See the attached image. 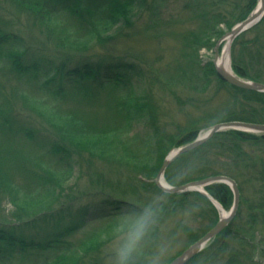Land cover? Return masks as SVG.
<instances>
[{"label":"rangeland","instance_id":"374dc122","mask_svg":"<svg viewBox=\"0 0 264 264\" xmlns=\"http://www.w3.org/2000/svg\"><path fill=\"white\" fill-rule=\"evenodd\" d=\"M54 1L62 2L61 0ZM243 2L244 0H240V3ZM205 4H199L197 9L200 12L205 11L209 3L207 2V6ZM28 5L30 6L27 8ZM257 5L258 0L248 16L255 11ZM80 7L84 10L82 11ZM213 7L209 5L207 12ZM193 9L194 5H191L189 0H68L67 3H63V8H56L54 17H57V21L60 23L57 26L55 23L51 24L44 16H37V7L32 6L31 0H0V30L7 32L8 39L10 32H17L22 36L24 45L29 50L27 56L22 57L21 62L24 65L32 63L38 70L34 76L32 71L18 73L10 67V62L7 59L9 58L8 54L0 56V113L2 112L4 121H8L7 129L4 131L5 125L0 120V147L5 148L8 155H16V157L25 156V151L30 149L27 152L34 159L42 163L48 161L51 165L50 168L53 169L52 172L62 173L61 171L65 170L64 165L51 151L54 147H58L53 143L55 140L54 130L50 128L53 135L51 142V138L43 130L35 133L36 129L41 128V125L45 126L44 124L50 122V118L41 117V114L50 115L48 111L41 108L46 102L51 108L56 106L59 111L61 110L60 113L71 114L74 111V114L80 118H87L100 130L118 131V129H123L122 126L125 127L124 134H120L123 137L120 139L128 144L130 150L137 149V153L130 151L131 155L139 156L138 160L133 161L135 164H132L126 159H122L118 152L111 153L106 144L103 145L106 146L105 154L96 153L90 147L100 143L99 140L85 139L78 141L79 144H74L78 147V150L74 149L75 163H72L75 164L76 169L72 174L63 175L57 179L63 181V185H59V187L65 189L66 196L77 197L74 205L70 206V210L79 211V213L83 210L84 216L83 218L81 216L69 217L65 222L66 225L70 226V224L85 220L87 208H90L95 200L100 201L106 195L113 199L132 201L138 206L154 200L158 193L155 192L152 184H155L160 162H163L164 158L173 150L183 146L179 145L180 135L179 137L176 135L181 129L192 123L203 129L200 132V135H203L208 130L205 125L210 120L209 114L220 116L226 111L227 107L225 109L224 107L229 104L226 88L216 81L214 75H208L209 68L207 66L208 63L214 61V48L217 42L229 32L223 23L218 25L220 36L211 40L212 43L214 42L213 46L199 51L201 64L204 65V68L207 66L205 74L202 73V78L200 76L196 78L200 81L199 83H194L191 86L177 85L173 89H165L163 86H153L150 89L148 84L150 78H153L152 72L155 73L156 78H161L163 77L162 72L173 73L180 66H186L180 58L181 35L187 30L197 31L199 24L196 14L199 10ZM223 14L224 11L221 13V17L216 19L223 20L225 18ZM262 18H264V11ZM18 25L19 28H17ZM86 25L91 26V34L82 31ZM260 30L259 28L251 33L252 29H248L243 32L242 40L245 43H243V53L246 57L249 54L253 55L256 51L255 46L252 48L253 50H249L248 45L253 42V39L259 37L257 47L260 42L264 41V30ZM225 45L226 41L220 44L219 56ZM5 51L9 52V49L6 47ZM4 57L7 58L4 59ZM82 60L84 62L90 60L112 62L116 69L123 62L129 64L131 72H136L131 73L130 89L132 92L122 86L119 91L114 92L110 91L108 87L102 89L94 84H84L87 94L83 95L84 91H82L80 96H76L72 93L71 84L67 85V88L57 85L56 89H52V86H45L46 80H61V76L54 70L64 66L63 62L67 64L68 70L73 71V68L80 66ZM114 76V80L118 79L116 75ZM101 79L102 77L97 80ZM120 80L123 79L119 78L116 81L121 84ZM201 80H210L209 88L208 81L207 86H204L203 83L206 82H201ZM123 82H127V80ZM148 91L155 96L154 103H158L157 127L173 137L172 141H165L155 157L152 154L151 146L152 131L148 127L146 116L133 119L124 111L118 112V99L123 93L127 94L126 105L131 108L137 105L135 104L137 97ZM127 122L129 123L127 124ZM45 127L47 129H43H49L47 126ZM26 130L33 132L34 141L31 144L26 142L23 133ZM65 146L67 147L66 144L62 145V147ZM8 149L11 150L8 152ZM1 153L0 149L2 157ZM33 158L31 159L34 160ZM214 164L221 167L220 162ZM50 168L47 167V169ZM17 173L19 175V171ZM182 174H186V172L182 170ZM254 193L253 188L245 186V198H250ZM23 200L25 201H10L0 188V221L5 222L13 219L11 214H14L16 208H19L22 213H30L37 207L38 199H35V196H29ZM178 203L179 205L175 204L176 212L172 216L162 219L163 231L159 233L161 236L172 237L175 245L167 264L188 248L189 237L181 226L191 228L200 234L201 230L210 225V218L213 216L209 207L200 202L196 191H191V195L186 196L183 200L181 198ZM192 205L196 207L200 205V211L198 208H192ZM232 205L231 202L229 208L224 209L222 206L221 208L225 213H228ZM169 207L172 208V206ZM203 209L206 214L201 216L200 212L202 213ZM216 210L219 219L222 215L221 210ZM90 219L89 216L86 218L89 222ZM92 222L87 224L86 230L91 229L88 228L90 226L98 225ZM104 233H106L104 235L111 234V231ZM104 235L96 243L101 245L100 251L103 250L107 253L109 240L103 241L102 239L106 238ZM216 236L209 243L213 242ZM258 240V245L255 243L253 246L250 243L253 247L248 246L246 250L254 258V261L264 264L263 248L261 249L264 247V239L259 237ZM91 246H89L90 249ZM233 246L236 247V244ZM203 264L208 263L204 262Z\"/></svg>","mask_w":264,"mask_h":264},{"label":"trees","instance_id":"16d2710c","mask_svg":"<svg viewBox=\"0 0 264 264\" xmlns=\"http://www.w3.org/2000/svg\"><path fill=\"white\" fill-rule=\"evenodd\" d=\"M61 1L53 3L52 0H31V3L32 6L37 7V16H44L51 24L55 23L58 26L60 23H58L57 17H54L56 16V8H63V3H67L68 0ZM207 2L210 7L214 6L208 9V12L207 7L209 5ZM189 3L194 5L193 10H199L197 9L199 4L204 5L206 3L205 5L208 6L205 11L200 12L199 10L196 14L199 24L197 31L187 30L186 33L184 32L181 35L180 58L186 66H180L173 73L170 71L162 72L163 77L161 78H156L155 73L152 72L151 76L153 78H150L151 80L148 82L150 89L153 86L173 89L177 85L191 86L194 83H199L200 81L196 78L199 76L202 78V73L205 74L208 66V75H214L216 81L226 88L229 104L224 107V109L227 107L224 114L220 116L209 114L208 118L210 120L205 128L229 121L264 124V93L243 90L229 85L216 76L212 62L204 68L199 59V51L213 46L214 42L212 43L211 40L214 37L217 38L218 35L220 36L221 33L218 32L219 23H223L225 28L230 30L235 24L247 18L255 7L257 0H244L243 3H240V0H189ZM80 9L84 10L81 7ZM223 11L225 18L217 20L216 18L221 17ZM77 18L80 17L77 16ZM259 28L260 31L264 30V18L249 30L252 29V33L259 30ZM81 29L84 28L81 27ZM91 29V26L86 25L82 31L91 34ZM8 37L7 32L0 30V44L10 40ZM242 38L243 33L232 42V68L240 78L264 84V41L260 42L257 47L259 37L253 39V42H250L248 46L250 47L249 50H253L252 48L255 46L256 51L253 55L249 54L246 57L243 53L245 43ZM7 53L10 67L18 73L32 71L29 68L22 69L21 59L22 55L25 56V54L20 53L12 56L8 51ZM0 56H4L1 47ZM63 64L66 67L67 64L64 62ZM73 69V71L68 70V76L79 80H69V83L78 95H81L82 91H84L83 93L87 92L84 84H94L102 88L104 80H97L100 77H108L118 83L119 81L116 80L122 78L120 86L131 91V73H136L135 71L131 72L129 64L124 62L116 69L112 62H103V60L83 61L81 66L78 65ZM35 70L38 73L36 68ZM72 72L74 73L72 74ZM114 75L118 79L114 80ZM82 78L84 80H80ZM125 80L127 82H123ZM52 81L54 82V80ZM207 81L209 88L210 80H201V82H206L203 83L204 86H207ZM113 86L116 88V85L113 84ZM53 88L56 89L57 85ZM123 95L124 93L118 99V112L124 111L130 118L134 119L146 116L145 118H147L152 131V154L154 157L157 156L165 141H172L171 138L173 137L157 127L158 114L156 112H158V103H154L153 98L155 96L149 91L145 92L142 96L137 97L136 106L128 108L126 105L127 94ZM46 111L50 115H44V117L50 118L48 124L54 130L53 134H55L53 143L58 145L51 151L54 155L59 156L64 166L71 168L75 165L72 164L75 163L73 158L74 149L78 150V147L74 144H79L78 141L85 139L99 140L100 143L92 145L95 148L90 147L96 153L105 154L104 150L108 146L111 153L118 152L122 159H126L132 164H135L134 160H138L139 156L137 154H130V151L137 153V149L130 150L128 144L120 139L123 137L120 134H124L123 126V129H118V131H104L90 123V121L80 120L81 118L73 111L71 114L60 113L61 110L59 111L56 106H52L50 111ZM0 120L5 125V131L8 121H4L2 112L0 113ZM199 129V126L192 123L181 129V131L179 130L180 132L176 135L178 137L180 135L179 145L192 141ZM108 142L110 144H107ZM63 144H66L67 147H62ZM104 144L106 146H103ZM0 149L2 150L1 154H3L2 157L0 155V188L4 194L12 202H24L23 199L29 196H35V199H38L37 207L32 212L22 213L19 208H16L14 214H11L13 219L5 222L0 221V264H105L106 252L100 251L101 245L97 244L96 241L101 240L102 235L106 234L104 232L111 231L115 222V210L120 208L123 202L134 203L119 198L113 199L111 196L106 195L100 201L95 200L92 206L90 205V208H87L88 212L85 214V216L91 217L90 222L96 221L92 223L98 225L90 226L88 228L91 229L86 230L87 224L90 223L86 220L87 217L81 222L70 224V226L66 225L65 222L69 217L81 216L83 218L84 216L83 210L80 213L79 211L73 212V210H70V206L74 205L77 197L66 196L65 189L59 187V185H63V181L57 178L71 174L70 171L64 170L61 171L62 173L56 174L50 168L45 172L43 163L34 159L27 152L30 149L26 150L25 156L22 155L21 157L8 155L5 148L0 147ZM217 162H220L221 167L214 164ZM161 164L162 161L160 166ZM182 170L186 174H182ZM18 171L19 175H17ZM212 175H227L235 180L240 190L241 200L238 212L230 225L216 236L215 242L209 243L187 264H203L204 262L208 264H260L254 261L247 250H245V253L239 252L237 245L242 244L246 249L248 246L253 247L255 245L249 240L257 241L258 245V237L264 239V134H253L237 130L220 131L200 147L172 161L164 172L165 180L172 186H179ZM152 185L155 192L158 193L157 195H162L156 185L154 183ZM245 186H250L255 191L250 198L244 197ZM206 191L224 209L230 207L232 192L227 185L222 183L212 184L206 187ZM189 195H191V192L170 194L165 197L163 219L172 216L177 210L175 204L179 205L178 200L181 201V198L183 200ZM197 196L200 202L209 207L213 216L210 218V225L201 230L200 234H197L191 228L181 226L182 229L186 230V235L189 237L187 247L206 234L218 220V212L209 199L199 193H197ZM169 206H172V208ZM199 206L192 205V208H198L200 211L201 206ZM201 211V216L206 214L204 209ZM104 236L106 238L102 239L103 241H110L111 234ZM232 243L236 244V247ZM90 245H92L91 249Z\"/></svg>","mask_w":264,"mask_h":264},{"label":"water","instance_id":"95a60500","mask_svg":"<svg viewBox=\"0 0 264 264\" xmlns=\"http://www.w3.org/2000/svg\"><path fill=\"white\" fill-rule=\"evenodd\" d=\"M264 11V0H259V4L254 12H252L245 20L241 21L237 25H235L227 34H225L216 44L214 48L215 52V58L213 61V66L215 69V72L217 76L223 80L224 82L228 83L231 86H235L237 88L243 89V90H249L253 92H260L264 93V84L244 80L240 77H238L233 68H232V57H231V46L234 39L242 34L244 31L250 29L252 26L257 24L261 20V16ZM222 41H226L225 47H223L221 54L226 53L227 55V61H228V68L224 67L222 63H218L219 58V46L222 43ZM219 125V126H218ZM218 126V127H217ZM215 129V131H213ZM225 130H237V131H243V132H251L254 134H264V124H253V123H247V122H240V121H229V122H222L215 124L212 126L203 137L198 138L195 142H192L191 144L184 145L179 147L178 149L172 151L163 161L162 166L159 169L158 175L160 178V183L163 184L161 179H164V172L167 168V166L176 158L181 156L184 153H188L202 144H204L206 141H208L214 134L225 131ZM206 137V138H205ZM165 161L168 163L165 165ZM156 176V179H157ZM156 183V180H155ZM210 183H222L227 185L230 190L232 191V194L234 195V203L231 207V210L228 213H225L221 205L215 201L212 197H210L207 193H203V188L210 184ZM178 189L177 192L174 193H181L186 192L187 190H195L200 188V192L204 194L209 201L213 204V206L221 210L222 215L221 219L218 220L216 225H214L213 228H211L202 238L197 240L195 243L191 244L184 252H182L178 257L173 259L169 264H187L189 260L194 258L197 254H199L208 244V242L218 235L223 228L232 221L235 212L238 208L239 204V188L235 180H233L230 177L227 176H215V177H209L206 179H203L201 181L197 182H191L186 185L177 186L175 187ZM172 193V194H174Z\"/></svg>","mask_w":264,"mask_h":264},{"label":"clouds","instance_id":"9594fccd","mask_svg":"<svg viewBox=\"0 0 264 264\" xmlns=\"http://www.w3.org/2000/svg\"><path fill=\"white\" fill-rule=\"evenodd\" d=\"M167 163L165 161V165ZM156 187L162 195L154 200L142 206L123 202L115 210L109 251L104 257L105 264H167L175 245L172 237L159 235L163 231V205L165 197L178 189L167 180L161 184L159 176Z\"/></svg>","mask_w":264,"mask_h":264},{"label":"bare ground","instance_id":"6f19581e","mask_svg":"<svg viewBox=\"0 0 264 264\" xmlns=\"http://www.w3.org/2000/svg\"><path fill=\"white\" fill-rule=\"evenodd\" d=\"M52 1H54V0H52ZM53 3H55V1L53 2ZM258 4H259V0H258ZM258 6V5H257ZM257 8V7H256ZM248 17V16H247ZM238 24V23H237ZM237 24H235V25H237ZM234 25V26H235ZM233 26V27H234ZM17 28H19V25L17 26ZM232 29V28H231ZM230 29V30H231ZM19 30V29H18ZM229 30V31H230ZM13 32V31H12ZM10 34V40H9V42H5V43H2V44H0V47H1V49H2V54L4 55V56H7V51H5V47H7L8 49H9V53L13 56V55H19L20 53H22V54H25V56L24 55H22V57H26L27 56V54H28V50H29V48L28 47H26L25 45H24V41H23V38H22V36L19 34V33H17V32H13V33H9ZM227 34V33H226ZM223 37V36H222ZM223 42V41H222ZM218 43V42H217ZM207 49V48H206ZM7 58V57H6ZM5 57H4V59H6ZM227 55H226V53L224 52V53H222L220 56H219V58H218V63H222L223 65H224V67H226V68H228V61H227ZM8 59V58H7ZM83 61L84 60H82L81 62H80V66H81V64L83 63ZM23 63V62H22ZM22 67H23V69H26V68H29V69H31L32 70V72H33V76L35 75V74H37V72H36V70H35V68H34V64H22ZM213 68H214V66H213ZM55 73H57L59 76H61V80H54V82L52 81V80H46V82H45V86L46 87H50V86H52V89H53V87L54 86H56V85H61L63 88H67V85H70V83H69V80H79V79H77V78H73V77H71V76H68V68H66V67H64V66H62V67H58V68H56L55 70ZM214 71H215V69H214ZM215 74H216V72H215ZM236 74V73H235ZM237 75V74H236ZM216 76H217V74H216ZM238 76V75H237ZM218 77V76H217ZM239 77V76H238ZM101 80H104V82H103V87H102V89H107L106 87H108V89L110 90V91H115V90H117V91H119V89H120V84L118 83V82H115V81H113L111 78H108V77H103ZM110 80H112V81H110ZM112 84V85H111ZM113 84L114 85H116V88L113 86ZM70 87L72 88V93H74L76 96H80V95H78L77 94V92L75 91V89H74V87L73 86H71L70 85ZM87 92H85L84 94H86ZM33 99V98H32ZM36 100H39V99H36ZM40 101V100H39ZM41 101H43V100H41ZM41 108L42 109H45V110H49L50 111V109H51V107H50V105H48L46 102H44V104L41 106ZM74 112V111H73ZM41 117H44V114H41ZM134 119V118H133ZM80 120H86V121H88V119L87 118H81ZM129 122H127V124H128ZM248 123V122H247ZM44 124V123H43ZM147 124H148V127H149V123H148V121H147ZM253 124H257V123H253ZM45 126H47L49 129L48 130H45V129H47L45 126H43V125H41V128L40 129H36V131H35V133L36 132H39V131H41V130H43L44 132H45V134H48L49 135V137L51 138V140H50V142L53 140V135H52V131H51V129H50V126H49V124H44ZM214 126V125H213ZM212 127V126H211ZM210 127V128H211ZM43 128H45V129H43ZM210 128H208V130L210 129ZM124 129H125V127H124ZM203 129H199L198 130V133H197V135L195 136V138L192 140V141H189V142H187L186 144H183V146L184 145H188V144H191L192 142H195L198 138H200V137H203L207 132H209L208 130L203 134V135H200L201 133V131H202ZM23 133H24V135H25V137H26V142H28L29 144H31L33 141H34V136H33V132L32 131H30V130H26V131H23ZM248 133H251V132H248ZM254 134V133H253ZM207 142V141H206ZM200 147V146H199ZM52 151H53V149H52ZM174 151V150H173ZM75 154V153H74ZM184 154H186V153H184ZM169 155V154H168ZM167 155V156H168ZM183 155V154H182ZM166 156V157H167ZM57 157V159H58V161L61 163V161H60V159H59V156H56ZM165 157V158H166ZM180 157V156H179ZM164 158V159H165ZM177 159V158H176ZM175 160V159H174ZM173 160V161H174ZM164 161V160H163ZM50 162H48V161H45V162H43V170L46 172V170H47V167H51V165L49 164ZM163 163V162H162ZM171 164V163H170ZM169 164V165H170ZM78 165V164H77ZM168 165V166H169ZM161 166H162V164H161ZM160 166V167H161ZM167 166V167H168ZM65 167V171H70V173L72 174V172H73V170H75L76 169V167H75V165L74 166H71V168H69V167H67V166H64ZM215 176H227V175H212V176H209V177H215ZM209 177H206V178H209ZM227 177H229V176H227ZM206 178H203V179H206ZM203 179H199V180H194V181H191V182H197V181H201V180H203ZM156 180V179H155ZM161 181L163 182V184L165 183V179H161ZM191 182H189V183H191ZM189 183H187V184H189ZM156 184V183H155ZM212 184H218V183H210V184H208V185H206L204 188H203V193H207V191H206V187H208V186H210V185H212ZM184 185H186V184H184ZM191 191H196V193H199V194H202L201 192H200V188H198V189H195V190H187L186 192H191ZM239 193H240V190H239ZM208 194V193H207ZM203 196H205L204 194H202ZM215 200V199H214ZM216 201V200H215ZM240 196H239V203H240ZM218 202V201H217ZM234 203V195L232 194V204ZM238 208H239V204H238ZM238 208H237V210H236V212H235V215H234V217H233V219H232V221L235 219V217H236V215H237V212H238ZM230 210H231V208H230ZM229 210V211H230ZM221 214H222V212H221ZM221 217V216H220ZM219 217V219H221ZM218 219V220H219ZM218 220H217V222H218ZM231 221V222H232ZM93 222H96V221H93ZM216 222V223H217ZM230 222V223H231ZM230 223H228L224 228H223V230H225L229 225H230ZM216 225V224H215ZM214 227V226H213ZM212 227V228H213ZM222 230V231H223ZM205 235V234H204ZM203 235V236H204ZM259 238V237H258ZM251 243H257V241H255V240H249ZM249 241H246V242H249ZM208 244H209V242H208ZM207 244V245H208ZM206 245V246H207ZM263 248V251H264V247H261V249ZM237 249H238V251L239 252H241V253H245V247L242 245V244H238L237 245ZM198 255V254H197ZM196 255V256H197ZM193 259V258H192ZM191 259V260H192ZM191 260H189L188 261V263L191 261Z\"/></svg>","mask_w":264,"mask_h":264}]
</instances>
